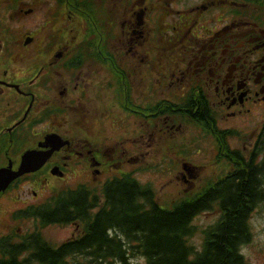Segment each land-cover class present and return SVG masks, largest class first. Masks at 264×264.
Segmentation results:
<instances>
[{"label": "flooded vegetation", "instance_id": "obj_1", "mask_svg": "<svg viewBox=\"0 0 264 264\" xmlns=\"http://www.w3.org/2000/svg\"><path fill=\"white\" fill-rule=\"evenodd\" d=\"M28 1L30 5L35 3V0ZM35 6L24 10L32 12ZM109 6H105L108 15ZM114 13L121 15L123 55L135 65L130 63V73L134 71L136 75L146 70L147 58H154L158 65L153 71L159 96L154 98L152 107L131 98V91L130 98L126 93L124 112L127 118L138 119L137 126H127L126 135H131L126 140L134 139L133 142L142 145L145 135L151 136L155 132L160 136L175 134L182 113H192L195 105L194 98L178 102V84L185 83L192 88L194 95L200 91L208 101L213 112L212 121L219 120L217 115L215 117L219 110L221 118L239 122L240 134L248 140L245 149L256 150L264 143V0H126ZM46 14L54 15V8H49ZM94 19L100 22L97 17ZM99 24L109 36V42H112V36L119 37V34H111L108 22ZM167 26L172 28L169 36L164 34ZM30 33L15 38L0 36V64L3 63L0 66V166L11 162L12 167L17 168L25 149L49 148L44 144L51 132L67 137L69 143L54 151L42 169L50 170L52 165L63 169L74 162L69 161L71 155L95 162L98 149L93 147L91 140L77 134L66 135L60 127V118L64 117L69 102H75V105L96 102L93 87L87 89L81 80L83 67L66 68L63 58L66 51L61 54L52 51L54 55L40 66L27 65L25 69L15 66L23 67L26 57L23 47L32 43V40L26 43L25 37H34ZM168 43L172 47L169 51L165 49ZM178 50L187 53L181 68L176 56L172 60ZM169 54L170 65L161 64L160 59ZM91 55L107 59L114 56L108 51H95ZM54 62L57 63L55 72L50 67ZM66 69L71 71L66 74ZM121 71L125 76L126 91V87L132 88L135 81L131 82L124 70ZM197 85L200 88L195 89ZM195 107L199 108L198 105ZM138 114L150 118L141 120ZM17 142H20L17 147L19 159L13 155L7 157L6 153ZM122 154L118 153L116 158L115 148L111 147L108 158L113 165L120 167L131 161H140L144 151H128L121 156L127 155L125 162L119 158ZM29 174L22 175L17 185L33 180Z\"/></svg>", "mask_w": 264, "mask_h": 264}, {"label": "rangeland", "instance_id": "obj_2", "mask_svg": "<svg viewBox=\"0 0 264 264\" xmlns=\"http://www.w3.org/2000/svg\"><path fill=\"white\" fill-rule=\"evenodd\" d=\"M53 1L46 0L45 3L43 0H35L33 5L28 4V6L33 7L36 5L35 9L26 13L27 8L20 10V7L14 1L0 0V36L21 37L28 31L34 36L32 43L23 47L25 52H22L26 53L23 67L21 65L15 66L22 69H25L24 67L27 65L40 66L48 62L54 55L52 51H57L60 47L66 48L67 51L63 58H67L72 55L76 47L85 43V41H92L93 32L90 29L86 14L68 9V11H72L73 17L67 18L64 16L66 9L64 3L61 0V2L56 3H53ZM115 3L114 6L110 3L109 15L106 14L107 18L102 16L101 13L98 14V17L106 19L108 27L114 26L112 21L114 10L120 4L126 3V0H116ZM44 4L49 5L42 6ZM49 8H54V15L46 14ZM90 11V8L83 9V12ZM43 41L45 42L44 47ZM114 47V50L122 54L119 44H115ZM171 48L168 43L165 49L169 51ZM41 52L44 53V56ZM54 61L56 62L55 59ZM55 62L50 65L51 70L54 72L57 69V63ZM130 63L132 62L126 58L125 61L120 62V66L125 69L124 72L129 80L131 82L135 81L134 86H132V90L135 89L134 98L138 102L153 101L155 97L159 96V86L156 85L154 80V72L146 69V72L144 70L136 76L134 71H132L133 75H130ZM0 66H3V63ZM82 67L83 76L81 80L87 89L93 87L96 102H83L67 107L64 117L60 118L62 122L60 127L66 134H77L91 140L90 142L94 144L93 147H96L100 153H96L94 156L102 161L106 173H92V166L86 160L78 161L79 157L83 159L85 157L71 155L69 161L74 160L72 162L74 165L66 168L65 178L54 177L50 181L49 177L46 178L49 173L41 172L33 180L23 181L17 189L5 192L4 195L7 196L4 198V195L1 194L0 196V235L7 233L10 229H17L19 234H23L26 231H32L35 226L39 225L37 219L30 217L21 221H13L10 215L13 212L11 210L23 208L29 202L40 203L49 194L59 190L58 187L73 186L72 184L81 181H87L96 186L103 182L108 175L112 176L118 173L117 170H114L116 168L111 169L112 163L107 156L102 158L100 148L106 150L114 147L116 158H118L117 154L120 152H123V154L119 158L127 154L128 151L131 153L132 150H143L144 154L140 161L124 164L121 171H129L131 168L141 166L142 169L136 174L137 178L151 185L156 194L155 198L163 207H169L172 200L176 199L182 191L184 195V189H195L206 183L207 180H215L229 168V162H222L221 159L217 158L218 147L214 137L194 123L181 125L177 132L172 135L160 136L158 132L153 133L151 136L145 135L142 145H139L136 141L133 142L134 139L132 141L130 139L126 140L131 135H126L127 126L129 125L130 128L137 126L138 119L134 117L127 118L126 113L123 112L119 104L123 99L120 98V91L116 88L119 86L117 82L115 84L114 75H118L113 64L108 63L107 60L85 58ZM34 71L36 72V70ZM65 71L67 74L71 70L66 69ZM23 75L24 73L21 76ZM187 89L185 83L179 84L178 98L185 95ZM126 93L130 98L128 86L126 87ZM152 101L147 103H152ZM69 104H73V102H69ZM137 116L142 120L148 118L146 114H138ZM218 126L238 128L242 132L238 121L224 120ZM227 142L231 147L240 150H242V147L246 148L244 147L245 144L248 145L247 138L233 135L227 138ZM19 143L17 142L11 151L8 150L7 157L13 155L19 159V149L17 148L20 145ZM126 158L127 155L121 159L125 162ZM184 161L189 162L188 164L194 170L196 178H191V175L188 176L186 170H183L182 163ZM218 215L219 212L215 209L201 212L194 218L193 222L197 226V232L191 237L194 244L200 245V230L212 224ZM250 225L252 239L250 243L242 246L241 252L251 263L264 264V199L253 211ZM75 231L76 227L73 224L50 223L42 225L41 228L44 239L53 245H58L68 237L75 235ZM131 264H146V262L143 257L136 256L132 258Z\"/></svg>", "mask_w": 264, "mask_h": 264}, {"label": "trees", "instance_id": "obj_3", "mask_svg": "<svg viewBox=\"0 0 264 264\" xmlns=\"http://www.w3.org/2000/svg\"><path fill=\"white\" fill-rule=\"evenodd\" d=\"M90 1L84 3L94 12ZM194 101L199 108H194L192 118L210 126L213 113L202 94ZM227 156L233 170L187 192L169 208L154 199L152 187L128 173L96 186L60 188L16 217L39 218L41 227L78 222L81 233L59 245L46 241L40 229L0 236V264H131L136 256H143L146 264H252L240 248L252 238L250 213L264 197V156L255 161L253 154L245 160L236 152V162ZM214 208L220 217L200 230L197 246L191 241L197 232L193 219Z\"/></svg>", "mask_w": 264, "mask_h": 264}, {"label": "water", "instance_id": "obj_4", "mask_svg": "<svg viewBox=\"0 0 264 264\" xmlns=\"http://www.w3.org/2000/svg\"><path fill=\"white\" fill-rule=\"evenodd\" d=\"M58 145L59 144H57L53 147L56 148ZM35 152L31 151V152H28L27 154H25L23 156V160H22L20 169L16 172L9 171L8 169H0V190L5 189L9 183V181L12 178L18 176L19 174L23 173L24 171L34 170L43 163L46 156L35 154ZM46 155H49V154L46 153ZM36 157H39V159H37ZM7 172H9V173L6 176H3Z\"/></svg>", "mask_w": 264, "mask_h": 264}, {"label": "bare ground", "instance_id": "obj_5", "mask_svg": "<svg viewBox=\"0 0 264 264\" xmlns=\"http://www.w3.org/2000/svg\"><path fill=\"white\" fill-rule=\"evenodd\" d=\"M86 168V167H85ZM66 194V193H65ZM4 233V232H3Z\"/></svg>", "mask_w": 264, "mask_h": 264}]
</instances>
